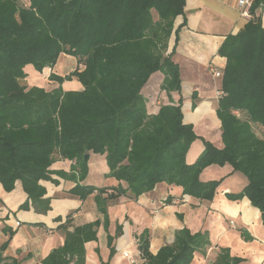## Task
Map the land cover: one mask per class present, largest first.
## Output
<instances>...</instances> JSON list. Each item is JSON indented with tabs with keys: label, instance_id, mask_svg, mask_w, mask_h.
<instances>
[{
	"label": "trees",
	"instance_id": "16d2710c",
	"mask_svg": "<svg viewBox=\"0 0 264 264\" xmlns=\"http://www.w3.org/2000/svg\"><path fill=\"white\" fill-rule=\"evenodd\" d=\"M186 0H0V184L6 193L21 183L31 208L46 214L51 199L42 181L58 185L71 181L67 192L80 201L94 195V203L108 227L109 206L121 197L136 200L164 183L182 189V195L204 203L214 199L222 180L201 181L211 166L230 165L247 179L230 201L246 198L264 226V28L258 11L264 0H252L250 19L235 35H227L218 49L226 59L221 96L216 110L223 147L204 141V150L192 164L186 162L198 139L183 122L181 102L162 105L148 114L141 90L149 77L160 72V91L170 99L180 91L178 66L166 55L176 17ZM178 31V30H177ZM175 31V34H177ZM178 37H176V42ZM61 54L75 58L78 68L61 77L52 91L29 87L24 71L31 65L41 73L53 69ZM79 67L81 69H79ZM75 78L82 91H63L64 81ZM194 96V95H193ZM195 98V96H194ZM89 152L105 156L107 178L114 186L84 183ZM59 160L71 162L68 172L51 170ZM55 176L57 179H54ZM171 197L164 202L169 203ZM63 244L39 264H85V244L97 240L100 220L77 225L73 213L56 218ZM107 236L109 259L113 240ZM245 241L251 236L241 231ZM141 264H192L211 246L207 232L184 227L174 241L150 252V233L135 235ZM8 241L0 246V264H20L3 257ZM243 258L220 248L211 264H242ZM100 264H109L101 262Z\"/></svg>",
	"mask_w": 264,
	"mask_h": 264
},
{
	"label": "crops",
	"instance_id": "0c3cea01",
	"mask_svg": "<svg viewBox=\"0 0 264 264\" xmlns=\"http://www.w3.org/2000/svg\"><path fill=\"white\" fill-rule=\"evenodd\" d=\"M240 1L186 0L183 15L174 20L166 53L169 55L173 51L171 59L179 68L180 91L172 92L170 99L160 91L163 80L160 72L152 74L141 90L148 114H157L162 105L181 102L183 122L192 125L198 137L187 152L188 164L194 163L202 153L204 141L218 149L223 147L221 124L216 114L221 77H216L215 72H222L225 67L226 59L218 55L225 37L237 34L247 23L240 16ZM24 2L28 3V0ZM258 15L264 28V10L261 12L259 9ZM76 68L78 65L74 57L61 54L53 69L45 68L39 73L27 65L24 71L29 87L52 91L58 88V84L48 80L51 72L64 77ZM61 88L63 91L83 90L75 78L64 81ZM258 131L261 132L260 137H264V130L256 129ZM70 166V161L59 160L51 170L68 172ZM92 173L105 186L117 184L114 179L106 177L108 167L105 156L89 152L88 176L84 183L96 185L91 181ZM53 178L57 179L55 176ZM200 180H222L212 202L192 199L182 195L181 188L161 183L136 200L121 197L116 204L109 206L107 229L94 203V195L80 201L67 193L74 186L71 181L59 180L58 185L40 182L46 189V197L51 199V209L46 214L36 213L31 207L27 211L19 210L27 199L19 181L9 193L0 184V246L8 241L2 255L18 260L20 264H39L53 249L63 244L64 236L57 231L59 223L56 218L73 213L77 225L101 221L97 240L85 244V264L107 261L109 264H130L124 253L131 255L136 264H141L135 235L148 229L150 252L156 254L162 246L171 244L175 232L184 227L193 233H208L211 246L207 256L201 258L202 264L212 259L220 248H228L232 256L244 258L246 264H259L264 260V226L260 213L246 198L230 201L225 196L240 192L247 184L245 176L233 171L228 164L222 167L211 165L202 171ZM167 197H171V201L163 203ZM117 225L121 226L122 232L113 240L114 254L109 259L107 236L115 235ZM239 230H246L252 240L245 242ZM196 260L197 256L192 264Z\"/></svg>",
	"mask_w": 264,
	"mask_h": 264
},
{
	"label": "built area",
	"instance_id": "2783aa9c",
	"mask_svg": "<svg viewBox=\"0 0 264 264\" xmlns=\"http://www.w3.org/2000/svg\"><path fill=\"white\" fill-rule=\"evenodd\" d=\"M251 3L252 0H241L239 3V12H240V16L245 19L246 21H248L251 17L250 15V8H251ZM215 76L216 77H221L222 73L220 71H216L215 72ZM219 97L221 96V92H218ZM232 224V222H231ZM130 262V264H136L135 260L132 258L131 255L124 253L123 254Z\"/></svg>",
	"mask_w": 264,
	"mask_h": 264
},
{
	"label": "rangeland",
	"instance_id": "374dc122",
	"mask_svg": "<svg viewBox=\"0 0 264 264\" xmlns=\"http://www.w3.org/2000/svg\"><path fill=\"white\" fill-rule=\"evenodd\" d=\"M257 133H259L258 135L260 136L261 134V132H257ZM262 136V135H261ZM92 175V177H91V181L92 182H94V183H96V185H93V186H97V187H102V185H104V183L102 182H99L98 181V179H97V177H95L94 175H93V173L91 174ZM105 186V185H104ZM163 203H165L164 201H163ZM231 225H233V223L231 224ZM241 231H245V232H247L246 230H239V233H240V236H241ZM193 233V232H192ZM195 233V232H194ZM248 233V232H247ZM249 234V233H248ZM250 235V234H249ZM241 238L243 239V237L241 236ZM252 238V237H251ZM244 240V239H243ZM245 241V240H244ZM245 242H250V241H245ZM210 248V247H209ZM208 248V249H209ZM208 249H207V251H206V254L205 255H201V254H198L197 255V260L193 263V264H202V262H201V258H205L206 256H207V253H208ZM216 255H217V253H215V256L212 258V259H208V260H205V264H211L214 260H215V258H216ZM239 258H241V257H239ZM244 259V258H243ZM251 261H253V260H251ZM246 262V260L242 263V264H244ZM246 264V263H245ZM259 264H264V260H262Z\"/></svg>",
	"mask_w": 264,
	"mask_h": 264
},
{
	"label": "water",
	"instance_id": "95a60500",
	"mask_svg": "<svg viewBox=\"0 0 264 264\" xmlns=\"http://www.w3.org/2000/svg\"><path fill=\"white\" fill-rule=\"evenodd\" d=\"M263 10H264V6H261V7H260V11L262 12ZM84 159H85V160H88V155H85V156H84Z\"/></svg>",
	"mask_w": 264,
	"mask_h": 264
}]
</instances>
